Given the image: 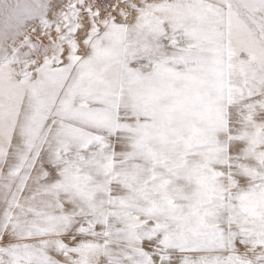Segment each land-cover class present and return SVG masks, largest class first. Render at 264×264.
<instances>
[{"label": "snow or ice", "instance_id": "snow-or-ice-1", "mask_svg": "<svg viewBox=\"0 0 264 264\" xmlns=\"http://www.w3.org/2000/svg\"><path fill=\"white\" fill-rule=\"evenodd\" d=\"M0 264H264V0H0Z\"/></svg>", "mask_w": 264, "mask_h": 264}]
</instances>
